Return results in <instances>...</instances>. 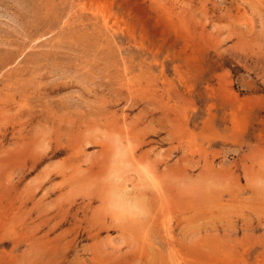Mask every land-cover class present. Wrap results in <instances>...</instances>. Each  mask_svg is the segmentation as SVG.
Instances as JSON below:
<instances>
[{"label":"rangeland","instance_id":"374dc122","mask_svg":"<svg viewBox=\"0 0 264 264\" xmlns=\"http://www.w3.org/2000/svg\"><path fill=\"white\" fill-rule=\"evenodd\" d=\"M0 264H264V0H0Z\"/></svg>","mask_w":264,"mask_h":264}]
</instances>
